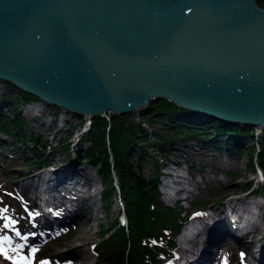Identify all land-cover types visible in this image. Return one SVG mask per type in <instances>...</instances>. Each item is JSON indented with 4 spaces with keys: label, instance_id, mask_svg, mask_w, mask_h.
I'll return each mask as SVG.
<instances>
[{
    "label": "water",
    "instance_id": "95a60500",
    "mask_svg": "<svg viewBox=\"0 0 264 264\" xmlns=\"http://www.w3.org/2000/svg\"><path fill=\"white\" fill-rule=\"evenodd\" d=\"M0 78L80 114H127L164 98L261 126L264 8L256 0H0Z\"/></svg>",
    "mask_w": 264,
    "mask_h": 264
},
{
    "label": "bare ground",
    "instance_id": "6f19581e",
    "mask_svg": "<svg viewBox=\"0 0 264 264\" xmlns=\"http://www.w3.org/2000/svg\"><path fill=\"white\" fill-rule=\"evenodd\" d=\"M5 81H8V80H4L0 78V84L1 82L3 83ZM2 95L3 94L1 93V89H0V110H1L0 114L3 113L2 109L7 103L6 101L2 103L1 101ZM36 97L39 98V96H36ZM38 98L37 100H35L34 98V100L43 101L44 102L42 103L43 106L41 104L34 103V106L32 105L30 107H27L25 112L28 115L34 116V117L37 116L38 114L39 115L41 114V116L37 118L40 125L43 123H46V127H47L46 131L50 134L47 135L46 131L44 135L41 134L42 135L41 144L34 143L25 136V135L29 136L32 132L26 133L25 135L22 134L25 132L20 133L21 135H14V134L9 133V131H11L9 130L10 127L7 130L0 129V147L3 145L5 146L4 148L9 149V152H4L3 149H0V153L4 154L5 156H8L10 159L15 161V159L17 158L24 159L25 157H28L27 155L28 152H31L33 159H34L32 161L25 162V163H29V165H26V167L24 168H22V164L14 165L13 167H11L13 170L24 171L23 175L25 176L15 178L14 183L18 185V189L21 192L22 191L24 192L22 201H24L23 204L24 205L26 204V206L22 205L23 208L18 209L17 203L21 201L22 197L20 198L17 197V200L14 202V208H13V213H12V216L15 217V219H10L9 221H5L3 225L0 224V231L2 233L6 231L7 233L5 237L3 238V240L4 239L11 240L12 237L14 236L16 237V235L19 234V231L22 230L23 228L22 223L25 222V219L27 218V216L29 217L30 212L31 214H33L31 215L33 219L28 224V230L30 227H32V231L34 232V234H35V229L38 226L47 227V225H50V227L47 228L48 232H45L39 237H36L39 240L31 241V243H36L42 240L46 241L47 239L49 240L50 236L57 237V234L60 231L64 230L65 228L71 225L76 227V224H78L77 228L79 227V229L77 228L76 229L74 228V229L80 230L82 229V227L85 226L83 225L84 224L83 222H86L85 223L86 225L88 224V221L91 222L89 220V217L87 216V213L91 211L89 207H92L93 209L97 203L96 188L98 185L96 184V178L93 177L91 170L88 169L84 165V163H81V155H78V151L80 152V149L82 147L81 145L82 144L84 145V142H81V138L89 130L94 116H104L108 120L107 116H110L111 113L113 115H122V114H114L112 110L103 111L101 115L81 114L82 115L81 120L78 121V123H74L71 129L65 130V127H67V123H66L67 119L70 113L72 114L73 111L67 108H64L62 106L47 103L44 100L40 98L38 99ZM4 100H6V98H4ZM47 107H50V108H47ZM55 107L57 108V110L54 109ZM33 110H38L40 113H37ZM48 110L50 111L52 115H50L47 112ZM138 110L139 109H134L132 112L135 113ZM187 111L188 110L184 111V114L182 115L180 120H182V122L183 121L191 122V124L196 125V122L198 120L197 119L193 120L192 116L190 115L191 114L190 112L194 113V111H188V112ZM132 112L127 113V114H132ZM77 114L80 115V113H77ZM187 114L189 115V117ZM203 117L205 121L204 123L205 126H208L209 128L214 127L212 125L207 124V123H210L212 119H215L214 117L204 116V115ZM198 119L200 121L201 120L203 121V118H198ZM0 123L2 125L6 124L3 121H0ZM263 128H264V125L257 127L256 134H257L258 140H257V143L256 142L254 143V146L256 145L259 147L258 143L264 144ZM64 130L65 132L69 134V137L68 136L64 137L61 143L63 144L67 143V145L65 146V152H68V156L67 155L65 156V154H63L64 157L62 159H58L62 153L58 152V148L56 144L53 143L54 139L51 136L53 133L54 134L56 133L60 134L62 132L65 133ZM13 131H15V129ZM219 131L223 133L222 134L223 136L225 135L226 136L222 138V137H219V135L221 134H218L217 137H215L214 134H209L208 136H206V139L197 137L199 141H196L190 145L191 150L200 151L199 150L200 146L205 147L204 145L209 144L210 146L212 144L214 145L213 147H217L218 152L220 153L219 158L222 156V154H224V156L221 157V161L223 160L225 162L227 161V159H229L230 155H233V152H235L234 149H238V152L242 151L240 150L239 145H237V143L239 142L243 144L244 140L243 141H240V140L244 138L243 136L244 134L235 136L233 134H229L230 132H228L227 129H220ZM1 134H5V135L8 134L7 136L10 135L11 139L5 140ZM190 137H193V136H188L184 139H180L176 141L174 143L175 152L172 153V155L176 154L177 156H180V157H186L185 153L189 155L190 153L187 150L189 145H184L182 142ZM15 139L18 140L19 143ZM28 142H30L32 146L27 145ZM36 149H38V151ZM34 150L37 151V153H35ZM245 152L247 153L246 150ZM191 153H194V152H191ZM195 156L197 155L195 154ZM65 159L66 160L68 159V160L66 161ZM110 160L112 162V159ZM168 160H169V156L167 155L164 163H166ZM171 162H174L177 164L180 162L185 163L186 158H184V160L183 158L179 160H171L170 161L171 166L166 167V170L167 171L170 170L172 172V170L175 168L173 167V163ZM87 163L89 164V162ZM89 165L92 166L91 164ZM245 165H247V163ZM19 166L21 168H19ZM248 168L252 170V172H255V171L257 172V169L261 167L258 164L256 165L255 168H251V167H248ZM26 169L29 170V172H27ZM177 169L180 170L181 168H177ZM260 172H258V175L262 176ZM96 173L98 174V177H99L100 174L98 170H96ZM114 176L116 177V174H114ZM202 176H203V180H201V182L206 185H209L210 182L212 181H216V183H220V181H223V179L221 178H213L211 176L206 177L205 175H202ZM2 177L3 175H1L0 173V192L1 191L6 192L7 184L3 182ZM186 177L187 175H185V179ZM192 178L188 177L187 182H190ZM99 181H100L99 183L100 188L98 189V192H99L100 200H101V197H103L101 194L104 191L103 189L104 183H103L102 178ZM195 182L197 184V187L200 188L201 185L198 179ZM245 182H248V180ZM88 189H91V190H88ZM164 192L169 193L167 192V190H165ZM257 195L258 193H253L251 195L244 194V193L243 195L241 194L238 198L242 200L239 203V206H241L242 208H235L237 207L236 206L237 203L236 204L230 203L229 205L230 209H232L234 212H238L241 215L246 214L244 215L245 222L242 223L243 228L240 230H238V227L236 225L227 224L225 220L221 222L223 217H221L219 212H221V210L224 207H227L226 203H222V205L220 204V207H217V206L215 207V206L209 205L211 203L209 199H206V200L201 199L200 201L202 204H204V209H202V212L200 215L195 217L196 221L193 222L194 233L191 234L190 237H193V236L194 237L189 240V245L187 247L188 248L187 250H184V251L180 250V256H179L180 263L179 261L177 263V260H174L173 264H176V263L177 264H218V261H219L218 255L220 251L219 250L216 251L215 248L218 245L222 244L225 241V239L227 240L228 237L232 238L234 241H236L238 244L241 245V247H237V246L235 247L237 248L235 250L236 254L239 252V248H241L242 250L245 249L244 252L252 251L250 255L252 258L251 257L247 258L246 260L247 264H264V233L262 232V228L264 227V197L260 202L257 203L256 202ZM248 196H251V198L247 199ZM169 199H171L170 196H168V200ZM41 206L43 207L41 208ZM44 207L47 208L46 211L41 210ZM243 208H245L246 210H243ZM253 211L255 212V214L252 213ZM125 212H126L125 207H122L121 213L123 214V220H125V216H124ZM49 216L56 218L52 220L53 221L55 220L57 224L51 225L50 218H47ZM255 216L257 219L256 222H254V220H256ZM36 219H40V220L37 221ZM115 219L120 222L118 218V211L116 212ZM212 219L215 221L212 222ZM32 222H35V224H32ZM188 229L189 227L185 228V230H188ZM87 231L88 229L85 228L83 229V231L82 230L80 231L81 234H78V235H81L80 238L84 242L81 247L79 248L75 247L74 246L75 239L74 238L71 239L69 242L65 243L69 245L65 248H62V250L64 251L55 253L54 261L58 259H61V260L65 259L67 260V263L65 264H84L89 256L88 248H86L85 246L86 238L84 237L87 235L86 234ZM37 234H39V232H37ZM181 240L187 243L188 237H181ZM196 241H197V244H196ZM10 263H11L10 261L6 262V264H10Z\"/></svg>",
    "mask_w": 264,
    "mask_h": 264
},
{
    "label": "trees",
    "instance_id": "16d2710c",
    "mask_svg": "<svg viewBox=\"0 0 264 264\" xmlns=\"http://www.w3.org/2000/svg\"><path fill=\"white\" fill-rule=\"evenodd\" d=\"M256 2L264 8V0H256ZM18 97L22 99L38 98L22 89L16 96L17 99ZM13 103V109H16L17 102ZM54 109L57 110L56 107ZM180 110L183 109L162 98L156 102L150 101L148 106L137 113L141 116L148 114L143 119L134 120L129 115H113L111 113V119L107 121L104 116H96L92 119L87 133L81 138V142H90L88 162L99 171L103 180L105 186L102 193L104 206L107 208L110 205L113 194H120L125 202L129 231L126 226L115 219L116 217L112 218L108 226L100 225L99 235L101 238H105L96 251L99 256H105L111 264H153L154 261L162 259L163 256L170 254L166 247L170 248L176 244L175 235L180 230L183 221L188 218V215L182 213L180 209L164 204L158 197L160 167L164 164L169 153L168 149L171 146L168 145L189 135L198 137L196 135L205 133L203 129L208 126L200 124V127L194 125L182 130L173 125L174 132L166 137H161L155 130H148L144 126L154 116L170 117L172 120V113ZM81 116H77L78 121L81 120ZM3 120L6 124L0 123L1 130H7L13 126L15 131L9 133L14 135L22 133L19 125L24 120L22 116L15 114L14 117H7ZM182 123L184 122L181 121ZM207 124L214 126L218 133H220V129H227L229 134L235 136L244 134V137L251 139L248 144L239 142L237 144L240 150L247 151L249 160L246 166L255 168L259 164L264 174V144L258 143L259 147L254 146V143H257L256 126L225 122V120L217 118ZM22 134L25 135V133ZM150 134H155L157 137L151 143L154 150H150L146 143H143ZM215 134L217 135L216 132ZM215 134L214 136L217 137ZM208 135L205 134L200 138L206 139ZM25 136L34 143L41 144L42 142L39 133L32 132L29 136ZM38 149L36 150L38 151ZM37 151L34 150L35 153ZM142 161L152 162L154 169L150 175H144L140 171ZM190 166L195 167L194 165ZM115 182L118 184V188L115 186ZM243 185L244 188H247L251 185V181L244 182ZM200 203L201 201L198 202V204Z\"/></svg>",
    "mask_w": 264,
    "mask_h": 264
},
{
    "label": "rangeland",
    "instance_id": "374dc122",
    "mask_svg": "<svg viewBox=\"0 0 264 264\" xmlns=\"http://www.w3.org/2000/svg\"><path fill=\"white\" fill-rule=\"evenodd\" d=\"M1 84H0V87H2V88H0V89H1V93L3 94L1 97V101H2V103L4 101H6L7 103L5 102L6 104L2 109L3 113L0 114V121H3L4 123H6L3 119H5L7 117H14L15 114H18V115L22 116L23 118H25L19 124L21 126L22 132H25V134L29 133V132L39 133L41 138H42V135H44L47 127H46V123H43L40 125V123L37 119L38 117L41 116V114L40 115L38 114L37 116L34 117V116L28 115L25 111H26L27 107H30L32 105L34 106V103L41 104L43 106L42 103H44V102L43 101H35L37 99L34 100V98L22 99L21 97H18V99H17L16 96L19 94V91L21 90L19 87L15 86L13 83L8 82V81H5L3 83L1 82ZM4 98H6V100H4ZM156 101H158V100H152L151 102H156ZM13 102H15V103L17 102L16 109H13V107H14ZM49 106H51V105H49ZM176 106H178V105H176ZM178 107H180V106H178ZM47 108H50V107H47ZM140 110L141 109H139L135 113L132 112V114H126V115L131 116L134 120L143 119V117L147 116L148 114H144L143 116L137 114ZM33 111L40 113L38 110H33ZM0 112H1V110H0ZM47 112L50 115H52L49 110ZM166 112L169 113V111H167V110H166ZM190 113H191L190 115L192 116L193 120H195V119L198 120L196 122V125H195L196 127H200V124H201V126L204 125L205 121H204L203 115L208 116L207 114H202V113L197 114L196 112H194L195 114L193 112H190ZM75 114H77V113H73V112H72V114L70 113V115L67 119V122H66L67 127H65V130L71 129L73 127L74 123H78L77 116H80L81 114L80 115L78 114L77 116ZM183 114H184L183 110L174 111V113H172V117H173L172 120L170 117L167 118V117H161V116H154V117H152L151 120H149L146 124H144V126L148 130H150V129L155 130L157 134L161 135V137H166V136L172 135V133L174 132L173 129L175 127H173V125L181 128L182 130H185V129H188V128H191L194 126L193 124H191V122L187 123L185 121H183L184 123L181 124L182 120H180V118L182 117ZM199 114H201V115H199ZM185 115H186V113H185ZM94 117H96V116H94ZM107 117H108L107 121H109L111 118H110V116H107ZM188 117H189V115H188ZM80 118H82V116ZM198 118H203V121L202 120L200 121ZM70 125H71V127H70ZM9 130L13 131L14 130L13 126H10ZM65 130H64V132H65ZM203 131H205V133L202 132L201 134L196 135V136L203 137L205 134L208 135L210 132H211L210 134H215V132L217 133V135L221 134V135H219V137H222V138L226 136V135L223 136L222 135L223 133H221V132L218 133L216 131L215 127H210V128L205 127V129H203ZM69 133H70V131H69ZM19 134L20 133H18V135ZM46 134L49 135L50 133H48L46 131ZM1 135L3 136V138L5 140L11 139L10 135L7 136L8 134L7 135L1 134ZM68 135L69 134L67 132H65V133L62 132L60 134H57V133L54 134L53 133L51 136L54 139L53 143H55L57 148H58V152L62 153L60 155L61 158L59 157L58 159H62L64 157L63 154H65V156L66 155L68 156V152H65V144L61 143L62 139ZM189 136H191V135H189ZM156 138L157 137L155 134H150L147 136V139H145V141H143V143H146V145L149 147V149L153 150L154 147L151 146V143L154 142V139H156ZM178 140L179 139H177L176 141H178ZM16 141L18 142V140H16ZM196 141H199V139L197 137L193 136V137L187 138L185 141L182 142L184 145H189L188 149L187 148L186 149L189 151L190 154L187 155L185 153L186 157H180V156H177L176 154L172 155V153L175 152L174 144L168 145L169 147L170 146L172 147V148L170 147L168 149L169 150L168 151L169 152L168 153L169 159L179 160V159L183 158V160H184V158H186V162L184 164V167L187 166V168H188L189 165H194L195 168L190 170V174L192 175L191 178L193 177L191 179L192 182L191 181L187 182L188 177H189V175L187 173L188 171H185V174L187 175L186 179H185V177L183 178L186 181L185 182V181H181V179H180L181 173H179L178 169H173L172 174H170V176L164 180V187H163V192L165 190H167V192H169V193H170L171 188H172L173 191H171V193H173V194H172L171 199L168 200L167 194H169V193H165V192H164V195H162V196L160 195V197L159 196L158 197L161 199V201L163 203L172 205L176 209H180L182 211V213H184V210H183L184 206H188L190 204L191 199L192 200L198 199V201L201 199H203V200L209 199L212 203V204L210 203L209 205L215 206V207L216 206L220 207L219 200L222 201V203H226V204H229V201L233 200V201H235V203H237L236 206H238L239 205L238 201L240 200V199H238V197H230L229 199H227L226 196H232L234 194L241 195L242 194L241 191H243V189H244V187H243L244 182L247 180H248V182L251 181V178L254 179L255 184L257 182H259V180H260V176L257 174V172L256 171L252 172V170H250L245 165L249 160L248 154L245 152V150L238 152V149H234L235 152H233V155H230L229 159H227V161L225 162L223 160L221 161V157H223L224 154H222V156L219 158L220 153L218 152L217 147H213L214 145H212V144L210 146H209V144L204 145L205 147L200 146L201 147V148L199 147L200 151L191 150L190 145ZM240 141H243V144H248V143H250L251 139H247L246 137H244ZM89 144H90V142H84V145L83 144L81 145L82 147L80 149V152L78 151V155H81V163H84V165L88 169L91 170L93 177L96 178V184L98 186L96 188V190H97L96 191L97 203L93 209H92V207H89V209H91V211H89L88 213L86 212L87 216L89 217V220L91 222L88 221L87 225L85 224L86 222H83L84 223L83 225L86 226V227L85 226L84 227L86 229H88V231L86 233L87 235L84 237L86 238V242H85L86 245L85 246H86V248H88V253H89V256H88V258L84 264H111L105 256H99L97 254V251H96L98 249V247L100 246V244L102 243L103 239L105 238V237L101 238V236L99 235L100 225L103 224L104 226L105 225L108 226L109 222L112 220V218L116 217L117 211L119 214V211L121 210L120 206L122 204L124 205V201H123L121 195L113 194L111 196L110 205L106 208L104 206V203H103L104 200L102 197L100 200V195H99L98 189L100 188V185H99L100 181L99 180L101 179V177L100 176H99L100 178L98 177V174L96 173L95 167L90 166L87 163L88 162ZM27 145L32 146L30 144V142H28ZM52 145H54V144H52ZM4 147L5 146L2 145L0 147V149H3L4 152H9V149L4 148ZM255 147H257V146L255 145ZM191 152H194V153H191ZM195 154L197 156H195ZM27 155H28V157H25L24 159L23 158H17L14 161V160L10 159L8 156H5L4 154L0 153V161H1L0 162V169H1L0 173H1V175H3V177H2L3 182L5 184H7L6 192L5 191L0 192V197L2 199V200L0 199V224H2V225L5 223V221H9L10 219H15V217L12 216V213H13V208H14V202L17 200V197H19V198L22 197L21 201L23 200L22 192L18 189V185L14 183V180H15V178H18L21 176L24 177L25 176V175H23L24 171L13 170L11 167H13L14 165H21L22 164V168H24V167H26V165H29V163H25V162L32 161L34 159H33L31 152H28ZM69 155H70V153H69ZM172 163H173V167H175V163L174 162H172ZM15 167H17V166H15ZM19 168H21V167L19 166ZM153 169H154V166H153L152 162H150V161H146V162L142 161L141 162L140 171L144 175H150L152 173ZM20 172H21V174H20ZM27 172H29V170H27ZM202 175H205L206 177L211 176L213 178H221V179H223V181H220V183H216V181H212V182H210L209 185H206V184H203L201 182V180H203ZM98 178H99V180H98ZM197 179L201 185L200 188L197 187V184L195 182ZM202 185H203V187H202ZM104 188H105V186H104ZM88 190H91V189H88ZM119 196L121 197V199ZM250 198H251V196L247 197V199H250ZM115 200L119 201V204H116ZM178 200H183V201L181 203H179V202H177ZM21 201L17 203L18 209L23 208L22 205L26 206V204L25 205L23 204L24 201H22V202ZM176 203H177V205H176ZM222 203H221V205H222ZM180 205H182V206H180ZM228 208H229V205H228ZM235 208H237V207H235ZM194 209H195V207L193 204V205H191V208L187 209V212L185 213V215H187V213L189 211H193ZM222 211H223V209L221 210V212ZM221 212H220V215H221V217H223L221 222H223L225 220L227 222V224H230V219L226 215L222 214ZM235 214L237 215V213H235ZM185 220H187V219H185ZM255 221L256 220H254V222ZM124 223L126 224V222H124ZM77 225L78 224H76V227L71 225V226L65 228L64 230L60 231L57 234V237L50 236L49 240L47 239L46 241L44 240L43 242L41 241L39 244H37V251L33 257L36 264H41L42 261L46 262V264H65V263H67V260H61V259L54 261V256H55V253H59L61 251H64V250H62V248H65L69 245V244H65V243L69 242L73 238L75 239V242H74L75 247L79 248L82 246V244L84 242L80 238L81 235H78V234H81L80 231L81 230L83 231V229H85V228L82 227V229H80V230H75L77 228ZM22 227H23V223H22ZM128 228H129V226H128ZM77 229H79V227ZM128 231H129V229H128ZM6 234H7L6 231L4 233H2L0 231V238H1L0 239V247H2L6 251L7 256L12 257V259H8L5 257V255L0 254V264H4V263L6 264L7 261H10L11 262L10 264H14V261L20 259L21 257L24 258V256H23L22 252H20L18 255L11 253V249L8 248L9 243L6 242L9 240H6V241H5V239L2 240ZM1 235H2V237H1ZM193 237H191V239ZM196 244H197V241H196ZM236 246L241 247L240 244L235 243L230 237H228L227 240L225 239V241L222 244L218 245L215 248L216 251L217 250L220 251V253L218 255L219 256L218 264H222L223 259L228 264H239L240 259H241V256L239 253L242 251H241V248H239V252L236 254V252H235V250L237 249V248H235ZM166 249H167V247H166ZM160 254L161 253H159V255ZM156 255L158 256V254H156ZM168 255L169 254L165 255L160 260L154 261L153 264H155L158 261L167 259ZM161 256H162V254H161ZM227 259L229 262H227ZM139 264H142V263H139Z\"/></svg>",
    "mask_w": 264,
    "mask_h": 264
},
{
    "label": "snow or ice",
    "instance_id": "6c2138e0",
    "mask_svg": "<svg viewBox=\"0 0 264 264\" xmlns=\"http://www.w3.org/2000/svg\"><path fill=\"white\" fill-rule=\"evenodd\" d=\"M33 251H35V250H33ZM0 254L5 255V257L8 259H12V257L7 256L6 251L2 247H0ZM14 264H30V261H26L25 258L21 257L20 259L14 261ZM41 264H46V262L42 261Z\"/></svg>",
    "mask_w": 264,
    "mask_h": 264
},
{
    "label": "built area",
    "instance_id": "2783aa9c",
    "mask_svg": "<svg viewBox=\"0 0 264 264\" xmlns=\"http://www.w3.org/2000/svg\"><path fill=\"white\" fill-rule=\"evenodd\" d=\"M86 129V128H85Z\"/></svg>",
    "mask_w": 264,
    "mask_h": 264
}]
</instances>
